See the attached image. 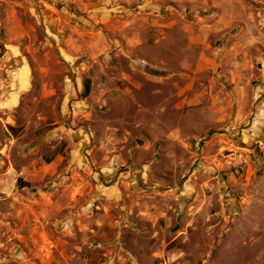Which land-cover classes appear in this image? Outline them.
Instances as JSON below:
<instances>
[{
    "label": "rangeland",
    "instance_id": "rangeland-1",
    "mask_svg": "<svg viewBox=\"0 0 264 264\" xmlns=\"http://www.w3.org/2000/svg\"><path fill=\"white\" fill-rule=\"evenodd\" d=\"M0 264H264V0H0Z\"/></svg>",
    "mask_w": 264,
    "mask_h": 264
},
{
    "label": "trees",
    "instance_id": "trees-1",
    "mask_svg": "<svg viewBox=\"0 0 264 264\" xmlns=\"http://www.w3.org/2000/svg\"><path fill=\"white\" fill-rule=\"evenodd\" d=\"M84 87H85V94L89 95L90 91H91V80L87 79L84 83Z\"/></svg>",
    "mask_w": 264,
    "mask_h": 264
}]
</instances>
